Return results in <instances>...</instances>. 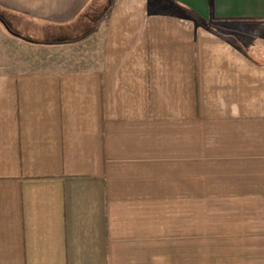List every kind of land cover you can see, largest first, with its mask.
Masks as SVG:
<instances>
[{
	"label": "crops",
	"instance_id": "0c3cea01",
	"mask_svg": "<svg viewBox=\"0 0 264 264\" xmlns=\"http://www.w3.org/2000/svg\"><path fill=\"white\" fill-rule=\"evenodd\" d=\"M0 17L77 51L0 72V264H264V45L223 31L264 25V0H0Z\"/></svg>",
	"mask_w": 264,
	"mask_h": 264
},
{
	"label": "rangeland",
	"instance_id": "374dc122",
	"mask_svg": "<svg viewBox=\"0 0 264 264\" xmlns=\"http://www.w3.org/2000/svg\"><path fill=\"white\" fill-rule=\"evenodd\" d=\"M229 29L237 31V35L244 37L246 41L251 40L258 47L264 45V25L240 22L233 27L223 26L224 32H229ZM11 30H14L13 32L23 40L11 35L0 25V72L63 70L76 66V63L71 62V59L74 58L77 51L72 48L58 50L53 46L41 47L24 41L39 39L47 42V40L54 39V36L49 35L50 33H44L41 35L42 37L31 36L29 38L26 34L19 33L14 27Z\"/></svg>",
	"mask_w": 264,
	"mask_h": 264
},
{
	"label": "water",
	"instance_id": "95a60500",
	"mask_svg": "<svg viewBox=\"0 0 264 264\" xmlns=\"http://www.w3.org/2000/svg\"><path fill=\"white\" fill-rule=\"evenodd\" d=\"M0 23L5 27V29L12 35L20 37L18 34H15V32H13L11 30V28L8 26V24L6 23V21H4L1 17H0ZM26 41H31V40H26ZM32 42V41H31Z\"/></svg>",
	"mask_w": 264,
	"mask_h": 264
}]
</instances>
